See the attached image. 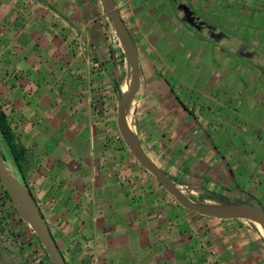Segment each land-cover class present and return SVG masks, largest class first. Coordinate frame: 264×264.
<instances>
[{"label":"crops","instance_id":"0c3cea01","mask_svg":"<svg viewBox=\"0 0 264 264\" xmlns=\"http://www.w3.org/2000/svg\"><path fill=\"white\" fill-rule=\"evenodd\" d=\"M114 3L138 51L127 121L142 151L191 199L264 210V56H231V41L196 37L173 9ZM129 81L99 0H0V106L66 264H264L256 224L184 209L125 146L116 115ZM4 221L0 264H52L32 231L21 245Z\"/></svg>","mask_w":264,"mask_h":264},{"label":"water","instance_id":"95a60500","mask_svg":"<svg viewBox=\"0 0 264 264\" xmlns=\"http://www.w3.org/2000/svg\"><path fill=\"white\" fill-rule=\"evenodd\" d=\"M104 16L109 22L115 37L121 45L124 58L130 70V81L128 89L122 92L117 105L116 125L119 134L142 167H144L176 200L184 209L201 216L220 220L241 219L248 220L254 224L259 223L264 231V210L253 203L239 204H208L202 199L192 200L184 194L175 183L159 168H157L142 151L131 127L127 121V111L140 87V68L138 51L134 44L120 14L117 11L114 0H99ZM191 13L188 18V25L201 30L200 25H196ZM204 26V25H203ZM221 39L217 36L215 42ZM0 184L7 193L9 200L16 211V214L33 232L43 250L47 254L52 264H66L65 259L59 251L43 217L38 210L34 199L25 185L15 179L6 169L3 156L0 154ZM20 194L23 201H18L15 194Z\"/></svg>","mask_w":264,"mask_h":264},{"label":"rangeland","instance_id":"374dc122","mask_svg":"<svg viewBox=\"0 0 264 264\" xmlns=\"http://www.w3.org/2000/svg\"><path fill=\"white\" fill-rule=\"evenodd\" d=\"M207 1H209V0H207ZM218 1H222L223 4H225V6H222V9L225 8V10L227 12H226V15H223V17H221V18L218 17V16L215 17V19L213 21L220 28L224 26V22H227V24H226L227 29L225 31L226 32L225 34L227 36H229L230 34L233 35V36L230 35V39H231L230 43L233 44V45H236V44H239L240 42H242V40L239 39V36H240V38L243 37V34L240 33V31H238L236 34L234 33V29H236L235 27H237V24H238V21L235 19V17H237V15H239L241 13V9L237 8L239 5L242 6V5H244L246 3V4H249L252 7V9L255 10V12H257V10L260 11V13H257V15L259 16L260 20H262V22L264 23V9L260 10L259 9V5H257V3H255L254 1H251V0L250 1L217 0V2ZM146 2L148 4H150V5H156L155 7H157V10L162 9V10H165V11H170V10L172 11V8H173L172 5H171V1L170 0H146ZM215 2H216V0H215ZM215 2H214V4L213 3L212 4L211 3L207 4L206 7L208 8V10H207V8L203 9L200 6L199 7L197 6L196 10L202 16H204V17L207 16L208 20H209V19L213 18V15H214L213 14V12H214L213 5H215ZM216 6L219 7V4H217ZM99 13H102V12L99 11ZM123 13L125 14L126 21L128 22V24L130 26V30L132 32H134L135 31L134 26L138 25L139 22L136 21V20L135 21L132 20L131 19L132 17H128L129 14L127 15V13L125 11ZM250 13L254 14V11H251ZM254 15H256V14H254ZM225 17H228V18L222 19V18H225ZM230 18H231V20H230ZM157 24L159 25L160 21H158ZM242 25H243V23H242ZM155 32L156 31H153V29H152V35ZM158 32L159 31H157V33ZM157 33H155V34H157ZM194 35L196 37L200 38L199 32L196 31L194 33ZM201 37L205 39L206 35L201 36ZM246 37L248 38L247 42H250V40L251 41L252 40H255V41L258 40L259 44H261L262 47L264 46V29L261 30L260 28H255V27H252V26L247 27V35H246ZM252 42H254V41H252ZM225 43L227 44L228 41L224 40V44ZM253 47H254L255 50H257V48H259L257 45H253ZM255 47H257V48H255ZM262 50L264 51V49H262ZM261 55L264 56V54H261ZM231 56H234V55H231ZM232 60H233V58H232ZM229 65H231V66H229L231 68H228V69L234 71L235 70L234 67H233L234 64L232 65V63H231ZM242 68H243V66H242ZM231 84L233 85V81L231 82ZM0 154L4 158L5 166H6V169L9 171V173L15 179H17L23 185H25L24 181L22 179V176H21L20 172L17 170V168H16V166H15L13 160H12V157H11V155L9 153L8 147L5 144L4 140L2 139L1 135H0ZM0 213H1V218L5 219V221H4L5 226L9 227L8 231H7V229L4 230V231L10 234L9 235L10 238H14L15 239L16 235L18 237H21V239H19V240L21 241L20 244L23 245L24 244L23 242H25L24 239L26 237L25 233H27V234L29 233L28 234L29 237H33V236H30V235H32L30 233V231H31L30 228L26 224L25 225L23 224L24 222L22 220H20L19 216L13 210L12 204L7 199H5L4 194H3V189L1 188V184H0ZM16 217H18L19 220ZM7 220H8V222H7ZM258 228L264 234L263 229L261 227H258ZM10 230L12 231V233L10 232ZM33 239H34V237H33ZM20 244L16 243L15 246L13 244L12 245L14 246V249H15V248L19 247ZM44 257H45V259H47L46 256H44Z\"/></svg>","mask_w":264,"mask_h":264},{"label":"flooded vegetation","instance_id":"af4514ba","mask_svg":"<svg viewBox=\"0 0 264 264\" xmlns=\"http://www.w3.org/2000/svg\"><path fill=\"white\" fill-rule=\"evenodd\" d=\"M171 1V5H172V9L174 10V12L179 16V20L180 22L185 25L186 27L190 28L193 31H200V34H204L206 35V39L208 40V42L211 45H217L218 43L222 42V41H230V35L227 36L225 33L227 27L226 24L227 22H224V26L223 27H218L217 24H215V22L213 21L215 19V17H223V15H226V10L225 8L222 9V6H225V4H223L222 1H218L216 0H170ZM242 1H250V0H242ZM254 1L255 3H257V5H259V9L262 10L264 9V0H251ZM213 5V18L208 20V17H204L201 14L198 13L197 6L202 7L203 9H206L207 4H214ZM217 4H219V7L216 6ZM238 9H241V13L239 15H237V17H235V19L238 21L237 27H235L236 29H234V33L236 34L238 31H240V33L243 34V37L239 39L242 40V42H240L239 44L233 45V55L235 57H239L242 60H246V61H251L255 58L258 57L261 58L262 54H264L263 50H259L257 47V50H255L253 48V45L258 44L259 41H255L252 40L254 42H252L250 40V42H247L248 38L246 37L247 35V27H255V28H260L261 30L264 29V23L262 22V20H260L259 16L257 15V13H260V11L257 10V12H255V10L252 9V7L249 4H244V5H239L237 7ZM208 10V8H207ZM206 10V11H207ZM205 11V10H204ZM254 11V14H251L250 12ZM208 12V11H207ZM191 13L193 14V19L195 20L196 25H200L201 30H197L196 28H193L191 26L188 25V18H190ZM225 13V14H224ZM228 17L222 18V19H226ZM191 19V18H190ZM231 20V18H230ZM243 23V25H242ZM204 25V26H203ZM234 34V35H235ZM221 36V39L218 40L217 42H215V39L217 36ZM233 36V35H231ZM253 45H252V44ZM244 68V67H243ZM243 68L241 67V70H243ZM257 71L261 74H264V65H260L257 68Z\"/></svg>","mask_w":264,"mask_h":264},{"label":"trees","instance_id":"16d2710c","mask_svg":"<svg viewBox=\"0 0 264 264\" xmlns=\"http://www.w3.org/2000/svg\"><path fill=\"white\" fill-rule=\"evenodd\" d=\"M0 135H1L2 139L4 140L5 144L7 145L9 153L12 157V160H13L17 170L20 172L22 179L24 181V184H25V180H24V177L22 174L21 164L24 161V156H25L26 152H25V149L23 147H21L20 145H18L15 142V137H14L13 131L8 124L6 115H5L4 111L2 110L1 106H0ZM1 188H2V186H1ZM3 194H4L5 199H7L10 202L9 197H8V195L4 189H3ZM192 200H194V199H192ZM194 201H196V200H194ZM13 210H14V208H13Z\"/></svg>","mask_w":264,"mask_h":264},{"label":"built area","instance_id":"2783aa9c","mask_svg":"<svg viewBox=\"0 0 264 264\" xmlns=\"http://www.w3.org/2000/svg\"><path fill=\"white\" fill-rule=\"evenodd\" d=\"M76 39H77V49H78L79 51L83 52L82 44H81V35H80V34L77 35ZM95 66H97V65H95ZM2 220H3V219L1 218V213H0V239L4 240V244H5L6 246H10V244H11L10 239L7 238V237H5V236H4V233H3V231H2V226H1V222H2Z\"/></svg>","mask_w":264,"mask_h":264},{"label":"bare ground","instance_id":"6f19581e","mask_svg":"<svg viewBox=\"0 0 264 264\" xmlns=\"http://www.w3.org/2000/svg\"><path fill=\"white\" fill-rule=\"evenodd\" d=\"M127 89H128V86L126 87L125 91H126ZM15 197L17 198L18 201H20V202L23 201V199H22V197L20 196V194H17V193H16V194H15ZM256 225H257L258 227H261L259 223H256Z\"/></svg>","mask_w":264,"mask_h":264}]
</instances>
